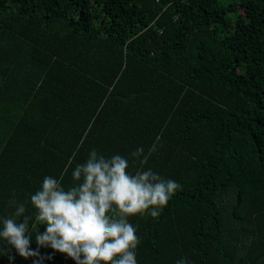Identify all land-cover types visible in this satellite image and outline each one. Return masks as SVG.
<instances>
[{
  "label": "trees",
  "instance_id": "trees-1",
  "mask_svg": "<svg viewBox=\"0 0 264 264\" xmlns=\"http://www.w3.org/2000/svg\"><path fill=\"white\" fill-rule=\"evenodd\" d=\"M153 144L128 171L183 188L129 218L138 264H264V0H0V218L91 149ZM35 260L74 264L0 240Z\"/></svg>",
  "mask_w": 264,
  "mask_h": 264
},
{
  "label": "clouds",
  "instance_id": "clouds-1",
  "mask_svg": "<svg viewBox=\"0 0 264 264\" xmlns=\"http://www.w3.org/2000/svg\"><path fill=\"white\" fill-rule=\"evenodd\" d=\"M155 150L153 144L147 153L140 146L127 157H105L91 149L85 162L76 164L72 171L73 185L65 188L63 177L72 163L69 160L59 178H43L40 188L30 196V214H26L28 201H9L15 210L0 218V240L26 260L39 257L41 248H51L66 254L74 264H138L136 249L141 240L129 218H158L183 188L151 168L128 171L137 162L146 164ZM37 225L44 230H37ZM33 234L35 250L31 247ZM34 264L41 262L35 260ZM176 264L190 262L181 258Z\"/></svg>",
  "mask_w": 264,
  "mask_h": 264
},
{
  "label": "rangeland",
  "instance_id": "rangeland-1",
  "mask_svg": "<svg viewBox=\"0 0 264 264\" xmlns=\"http://www.w3.org/2000/svg\"><path fill=\"white\" fill-rule=\"evenodd\" d=\"M37 230H39L38 227ZM32 241L35 242V234H33Z\"/></svg>",
  "mask_w": 264,
  "mask_h": 264
}]
</instances>
